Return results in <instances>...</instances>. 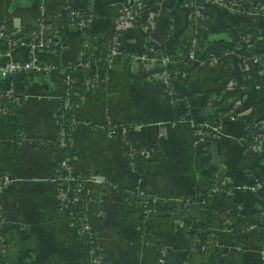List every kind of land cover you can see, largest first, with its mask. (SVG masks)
<instances>
[{"label": "crops", "instance_id": "crops-1", "mask_svg": "<svg viewBox=\"0 0 264 264\" xmlns=\"http://www.w3.org/2000/svg\"><path fill=\"white\" fill-rule=\"evenodd\" d=\"M125 1L0 0V25L19 33L10 58L38 66L20 67L5 79L14 100L0 111V173L10 179L0 191V261L98 264L76 226L84 215L94 224L91 245L105 263L209 264L214 250L221 264H261L264 191L239 187L264 173V143L255 150L243 145L249 122L264 116V65L255 60L264 52V0H153L149 23L117 27ZM64 6L85 11V25L67 26ZM34 33L53 35L57 45L27 46ZM242 36L249 40L246 85L238 84L235 52L243 49ZM112 39L117 53L102 69L97 62ZM183 44L197 45L201 60L180 61ZM149 45L172 58L174 100L162 67L139 60L150 55ZM152 68L158 71L139 76ZM66 95V158L83 180L74 200L60 203L52 177L61 159L57 113ZM184 111L209 132L198 145ZM106 122L130 128L124 136L108 133ZM130 148L150 154L130 156ZM213 186L222 191L210 194ZM137 193L156 197L160 209L143 215ZM177 198L190 204L176 206ZM186 220L207 221L203 251L197 235L184 233Z\"/></svg>", "mask_w": 264, "mask_h": 264}, {"label": "built area", "instance_id": "built-area-1", "mask_svg": "<svg viewBox=\"0 0 264 264\" xmlns=\"http://www.w3.org/2000/svg\"><path fill=\"white\" fill-rule=\"evenodd\" d=\"M137 6L133 5L130 0H126L125 2L121 3L119 6V14L116 19V26L117 27H122L123 25L132 23V20L134 17L137 15ZM60 14H62L63 18L65 17L67 20V26H74V27H83L86 23V19L83 17V14L79 12L78 9L75 8H70L67 6L61 7L60 8ZM150 22V15L147 16L146 23ZM19 33L11 28H6L5 25L1 24L0 25V46L4 47V49H0V111L3 113H6L8 111V108L5 106V102L7 101H13L14 100V94L12 91V88L10 87L9 83H6V78L10 76L12 73L18 71L20 67L23 68H31L35 67L37 68L38 66H34L32 62H23V63H18L14 59L10 58L9 56V51L10 48L18 41ZM23 42V41H21ZM238 43L247 47L249 44V40L247 37H240L238 39ZM27 46H34V45H45V46H55L57 45V41L55 40V37L53 35L49 36H42L39 34H32L31 37L26 41ZM117 46L112 39L110 43L106 47L105 51V64L108 67L110 65V58L117 53ZM197 50V45L192 44L190 46V49L188 53L186 54V58L188 62L186 63L187 65H191L193 62L197 61L195 59V51ZM147 54L150 53V55H146L144 52L143 54L140 55L139 60L141 62H150V61H156L160 67H162V81L168 88V92L172 94L171 87L169 85L170 81V73L169 71L165 70V67H167L170 63L172 58L167 55V54H162L160 51H158L153 45H149L146 48ZM238 60H239V67L240 70L243 71L245 70V65H246V59L245 56H240L238 55ZM255 60L260 63L262 66L264 65V52H262L260 55H256ZM178 73L180 72V75H184L183 71H177ZM66 83L69 84V79L65 76ZM69 97L66 95L64 98L63 102L60 103L59 105V110L68 108V102H69ZM234 107L239 106V100L234 101ZM237 110V109H235ZM234 112H229V115L233 117ZM182 118L186 121V125L188 126L191 134H192V144L193 145H198L203 142V140L206 137V134H209V132L206 131V129L200 124L194 121L188 111H184ZM106 128L108 133H113L117 131L121 136H124L126 131L130 128V125L128 124H115L111 122H106ZM248 129H249V141L246 145V149L248 150H255L256 145L258 143H264V119L262 118H256L252 119L249 124H248ZM59 138H58V146L60 149L64 146L63 142V131L62 127H60L59 131ZM263 152H264V146H263ZM135 154H139L143 157H147L150 154L149 149L145 148H139V149H128V155L134 156ZM9 177L5 173H0V191H2L3 187L9 182ZM53 181H56L58 183L57 186V192H56V197L60 201V203H63L66 201L67 197L71 198L74 200V197L76 193H79L81 190V183L83 178L75 173L70 165L69 161L67 158H61L59 161L58 165V170L55 173V175L52 177ZM237 187V186H236ZM238 188V187H237ZM246 189L249 192H256L258 190H263L264 191V173L257 179H255L251 184L245 186V187H239ZM222 191L219 187L213 186L210 187L209 192L210 194H214L217 192ZM138 196V201L141 205L142 208V213L143 215L146 214L147 211L150 209L146 207V202L149 200L152 203H157L158 199L156 197H149L146 198L144 197L145 194L143 193H137ZM175 204L176 206H181V208L185 209L190 202L186 199H175ZM260 218L262 219V222L264 224V209L260 213ZM78 221L80 223V226L83 230H88L90 229V225L88 220L85 218V216H80L78 218ZM253 227V226H251ZM261 241H260V248H259V258H260V263L264 264V232H261ZM1 250V248H0ZM101 255L100 256H95V259L98 264H109V263H103L101 261ZM0 264H4L2 261H0Z\"/></svg>", "mask_w": 264, "mask_h": 264}, {"label": "trees", "instance_id": "trees-1", "mask_svg": "<svg viewBox=\"0 0 264 264\" xmlns=\"http://www.w3.org/2000/svg\"><path fill=\"white\" fill-rule=\"evenodd\" d=\"M123 1V0H122ZM140 7L138 8L137 10V15L134 17V19L132 20V23H135V24H146V19H147V16H148V13L149 11H152L154 9V6H153V0H140ZM79 12H81L83 14V17L87 20V17H88V14L83 11V10H79ZM5 26L6 28H10L11 26L8 24V23H5ZM65 29V27H64ZM243 46V45H242ZM245 46H243V49H233L235 50V52H238L240 56H245L244 55V52H245V49H244ZM0 49H3V47L0 46ZM190 49V45L188 44H183L182 46H179V51L181 52V55L183 57H180L179 60L180 61H184V62H188L187 58H186V54L188 53ZM172 54V53H171ZM175 56V58L178 59V57H176L177 54H173ZM203 57V55H199L198 51L196 50L195 51V59L197 61L201 60V58ZM98 65L99 67H101L102 69H106V64H105V57L100 59L98 62ZM238 64L239 63V60H238ZM165 70L169 71V73L171 74V71L172 69L167 66L165 67ZM241 75H242V79L239 80V85H246L247 84V80L245 79V77L243 76L244 75V71H241ZM259 83H261V80H259ZM262 85V86H261ZM260 85V91L263 93L264 92V84H261ZM176 97L178 96H175L174 94H171L170 95V99L171 100H174ZM12 101H6L5 102V106L9 109V106H10V103ZM63 102V99L60 100V103ZM57 117H58V128L60 129V127H62V131H63V142H64V146L62 147L61 149V158H66L67 156L70 155V150H69V147H68V140H67V136L66 134L68 133V128L70 126V121H69V115H68V109L67 108H64V109H60L58 110V113H57ZM262 119H264V116L261 117ZM249 129L248 131L246 132L245 136H244V140H243V145L246 147L248 141H249ZM133 195V194H132ZM134 197H137L138 196L136 194L133 195ZM144 197L146 198H149V197H153L152 195H144ZM146 207L149 208V209H156V208H159V205L157 203H152L150 202L149 200H147L146 202ZM90 208H92V205H90ZM89 208V209H90ZM74 215V219H76L78 217L77 215V212H74L73 213ZM87 217V215H86ZM88 221H89V224H90V229L88 230H83L80 226V223L79 221L76 220V226L78 228V231L80 233V236H81V240H82V244L83 246L88 249V250H92V252L94 253V256H100L101 254L99 253V251H97L96 249H94L91 245V241H92V238H91V235L90 233L92 232V229H93V225L92 224V220L88 218ZM206 220H202L201 222H197L195 225L192 223V220H186L184 222V233L191 237L192 235H197L198 239H199V244H198V248H200L201 251H203V244H204V238H205V233L203 232L205 226H206ZM187 229V231H186ZM139 231H143L144 232V228L143 226L140 224V230ZM143 237V235H142ZM261 241V239H260ZM159 249V248H157ZM158 252V250H157ZM220 253L214 251V250H211L209 253H208V256H207V260L209 262V264H221L222 260L220 259ZM101 261L103 263H105V261L101 258Z\"/></svg>", "mask_w": 264, "mask_h": 264}, {"label": "water", "instance_id": "water-1", "mask_svg": "<svg viewBox=\"0 0 264 264\" xmlns=\"http://www.w3.org/2000/svg\"><path fill=\"white\" fill-rule=\"evenodd\" d=\"M196 62V61H195ZM128 67H126V69H127ZM158 71V68H152V69H149V70H146V71H144V73H141L139 76H143V75H145V74H150V73H155V72H157ZM236 99V98H235ZM234 99V100H235Z\"/></svg>", "mask_w": 264, "mask_h": 264}]
</instances>
